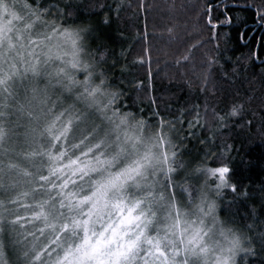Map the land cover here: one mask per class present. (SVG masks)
I'll list each match as a JSON object with an SVG mask.
<instances>
[{"label":"snow or ice","instance_id":"1","mask_svg":"<svg viewBox=\"0 0 264 264\" xmlns=\"http://www.w3.org/2000/svg\"><path fill=\"white\" fill-rule=\"evenodd\" d=\"M82 7L0 0V264H264V183L237 180L229 143L257 113L239 101L133 111L116 76L126 65ZM196 46L176 64L203 90L212 61L197 71Z\"/></svg>","mask_w":264,"mask_h":264},{"label":"trees","instance_id":"2","mask_svg":"<svg viewBox=\"0 0 264 264\" xmlns=\"http://www.w3.org/2000/svg\"><path fill=\"white\" fill-rule=\"evenodd\" d=\"M102 2L111 5L112 10H89V0H76L108 48L126 65L125 71L117 70L116 76L123 81L121 86L133 111L143 109L146 118L155 120L152 113L157 110L170 118L193 105H199L203 114L205 105L220 111L239 101L246 112L257 113L250 133L234 134L229 139L235 149L231 155L237 180L249 191L257 192L264 183V140L257 135L259 114L264 110V13H258L257 6L264 0ZM117 2L121 5L119 14L115 10ZM105 14L110 17L107 24L103 22ZM169 27L173 33L167 31ZM189 43L197 45L193 49L197 71L200 66L208 67L201 62L212 61L209 82L203 90L199 79L192 75L191 66L176 64V58ZM189 77L196 87H188ZM188 147L195 157L203 146L191 140ZM233 211L240 212L239 220L244 208L233 204Z\"/></svg>","mask_w":264,"mask_h":264}]
</instances>
